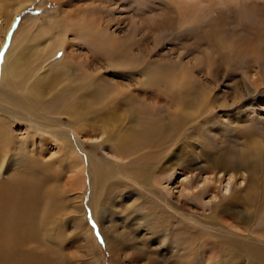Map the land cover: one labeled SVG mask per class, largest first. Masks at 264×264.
<instances>
[{
	"label": "rangeland",
	"instance_id": "rangeland-1",
	"mask_svg": "<svg viewBox=\"0 0 264 264\" xmlns=\"http://www.w3.org/2000/svg\"><path fill=\"white\" fill-rule=\"evenodd\" d=\"M173 1L0 0V62L11 49L20 57L23 70L39 54L48 66L40 74V80L45 75L40 87L47 92L40 88L41 100L31 76L22 88L0 93V264H205L201 247L194 251L193 261L186 255L189 249L177 251L175 231L189 217L193 228H200L206 215L215 216L221 205L229 203L235 219L251 218L253 229L264 236V209L253 221V213L234 201L250 190L246 171L224 167L217 175L222 182L205 180L216 177L205 167L210 158L245 155L258 141L264 144V0H180V6L185 2L186 7L181 14ZM100 16L106 33L127 47L126 65L120 68L90 41L87 25L96 17L102 21ZM72 25H84L80 37L69 30ZM66 28L67 52L58 44ZM156 72L176 74L180 83L167 93L165 84L158 88L150 83V75ZM82 74L94 77L96 84L90 91L73 94L69 108L53 111L35 104L49 103ZM170 74L165 81H173ZM185 85L190 91L183 98L193 104L182 107L172 95L178 96L179 90L182 95ZM99 86H104L105 93L98 88V96L87 95ZM207 90L210 95L204 102L209 108L203 114L207 107L198 106L202 103L198 97L201 100ZM29 91L33 103L18 111L16 101L28 99ZM239 91H245L244 99ZM194 96L197 101L192 100ZM76 102L77 107L70 109ZM36 115L46 118V123L63 124L48 129L52 131L49 138L59 141L46 139L44 147L36 149L24 143L26 135L31 143L29 132L35 124L19 123L14 117L35 119ZM144 122L158 124L167 133L179 128V133L156 150L160 169H154L158 172L152 180L142 182L121 176L141 152L128 158L112 154L123 152ZM68 129L75 132L83 152ZM71 146L77 150L69 155ZM74 154L89 166L84 210L80 198L84 178L78 175L71 184L67 172L66 164ZM34 194L38 197L34 227L24 230L26 219L18 220L20 228L13 224V217L22 214L19 200ZM9 198L14 200L11 205ZM51 205H55L52 214L44 216ZM210 219L206 222L218 225Z\"/></svg>",
	"mask_w": 264,
	"mask_h": 264
},
{
	"label": "bare ground",
	"instance_id": "bare-ground-1",
	"mask_svg": "<svg viewBox=\"0 0 264 264\" xmlns=\"http://www.w3.org/2000/svg\"><path fill=\"white\" fill-rule=\"evenodd\" d=\"M70 1L73 2L75 0H70ZM173 3L175 4V7L178 9L180 14H181V8L183 7L186 8L184 6L185 2L181 4L180 6V0H174ZM166 17L167 16H165L164 18ZM100 18L102 19L101 16ZM160 20L163 21V19H160ZM100 21L101 20L99 19V17H96L93 20V22L87 25L89 27V29L87 28L88 29L87 31L92 34L90 41L94 42L93 44L96 46L97 49L101 51V53H103V56L106 58V60L110 61L111 64L112 62H114V65L116 67H119L120 64H124L126 62L125 59L127 60V55H125V53H127L126 51L127 47L125 46V48H122L123 44L118 43L111 37L110 34L106 33V29L104 30V28H106L103 23L104 20L102 19V21L101 22ZM166 21L169 22L171 20L169 21L166 20ZM162 23H164V21ZM83 27L84 25L80 26L79 28L72 25L69 27L70 29L66 28V30H64L62 34V38L58 41L59 46L64 47L67 52L68 42L63 36H65L69 30H72L75 32L74 34H76L77 37L78 36L80 37V33L84 30ZM168 27L169 26H167V28ZM94 28H97L98 32ZM156 28L157 26L155 27V29ZM159 28H161V25ZM214 41L215 40L213 39V42ZM135 46H136V43L134 42L131 45L132 52ZM99 50L98 52L100 53ZM45 60L46 58L40 57V54H39L37 58L30 63V65L28 66V70L26 71V70H23V68L21 67L20 57L14 56V54H12L11 52V49H9V51L6 52L5 56L0 62V85H1L0 93L5 92L6 89H9L12 87L16 89L22 88L23 84L31 76V83L36 82V84L39 86V89L37 92H39L38 96H40V100H41L42 93H40V88L42 89L44 93H47L42 87H40V83L45 79V75H44L42 79L40 80V74L43 69H46L48 67L47 65H45L47 64V60L46 61ZM71 64L72 63L66 64L65 67L69 68ZM88 74L86 75L82 74V77L78 78V81L75 85L70 84L65 88L63 92L56 93L55 97L49 103L40 101V103L36 102L35 104L37 106L44 105L46 109L48 110L51 109L53 111L57 110L61 106H67L69 108L68 102L70 101L71 96L73 94H76L80 90H83L84 92L90 91L91 87L96 84L94 82L95 78ZM157 74L158 75H155L153 73L150 75L152 76V78L151 77L150 78L153 80V81H150V83L151 84L156 83L153 85H156L158 88H161L159 84H163V85L165 84L166 87L164 91H167V93L171 91V90L169 91V89L175 88V85L177 83H180V82H177L178 80H177V76H175L176 74L172 75L169 72L166 73L165 75L163 74V76H161L160 73H157ZM167 74H170L171 77L174 78L173 81L171 79L172 82L168 79L165 81V77ZM157 77L159 78L164 77V78L159 80ZM186 77H187L186 83H188L189 82L188 76ZM178 78L180 79V77ZM184 79H185V76H184ZM98 88L101 89L102 93H105V91L102 90L104 86H99L93 89L92 92H89L87 95L98 96V93H100V91L98 92ZM182 91H183L182 95H181V91L179 90L176 92L178 96L174 94L172 95V97L176 99L178 102L180 101V105L182 107L187 106L188 104H193L191 100L187 98L185 100L183 98L184 96L186 97L189 95V91H190L189 86L185 85V89H182ZM32 94L33 92L29 91L26 94V97L28 96V99H25L24 97L16 101V108L18 111L21 110L22 108H25L27 105L33 103L32 101L29 100ZM209 95H210V91L207 90L205 91L203 95L200 96L201 100H199V97H198V102H202V103H199L198 105L199 107L206 106V103L204 101L206 100V97L207 99H209ZM83 97L84 96H82L81 98ZM194 97L192 100L197 101V97L196 96ZM240 97L242 99L245 98V91L243 92L239 91V98ZM76 107H77V102L73 103L70 106V109H74ZM208 108L209 107H207L203 111V114L205 111H207ZM140 111L141 110H139V112ZM238 118L240 117H236L235 119L238 120ZM14 119H16V122L18 121L19 123H23L25 121H27L28 123L29 121V123L33 122V124H35L34 126L36 128L32 129L31 132H29V135L32 139L31 143L28 142L29 136L28 135L24 136L25 137L24 143L27 145L33 146L35 149L38 147V145L40 146L42 145L44 147L45 144H43V142L46 139L50 142L59 141V139L55 137L49 138V135H51L52 131L48 129L53 130L56 127H53L52 125L60 126L63 124H60L54 121H52L51 123H46L47 119L42 118V117L40 118V115H36L35 119H32L27 116L25 117L15 116ZM142 126L146 128L144 132L141 128ZM68 130H70L69 134L74 140L75 145L77 146L79 145L81 152H83L82 144L81 143L79 144L76 138L75 132L72 129H68ZM39 131H40L39 137L37 136L38 139H36L35 138L36 132H39ZM178 133H179V128L173 130L172 132L167 133L165 132L164 129L162 130L158 124L149 125V124H146L145 122L141 123L139 130H138V137L137 135H135L129 140H127L126 145L123 147L124 150L120 154H118L117 152L112 154L115 157L119 156L120 158H123V157L128 158L130 155L132 156V155H135L141 152L132 161H130V163L128 164V167L124 168L121 171V176H126L127 178H131V179L142 181V182L152 180L151 179L152 176L156 174V172H158V171L154 172V169L156 168L160 169L159 164L155 162L158 156L155 157L154 153L160 147H163L169 138L173 140L174 137L177 136ZM53 134H57L56 130L54 131ZM80 134H81L80 132H77V135H80ZM169 134H174V135H169ZM37 142H39L40 144ZM263 146H264L263 141L260 140L258 141V143H255L253 147L249 149V153L247 154L245 153V155L240 154L241 156L240 155L235 156L231 154H225L223 155V157L217 155V156H214L212 159L210 158V162H208L207 165H205L207 170L211 169L213 172H216V177L213 179L210 178V176L205 177V180H207L208 182L210 180H213L214 183L222 182V179L220 176H221V173L224 167L230 170H236V172L242 170V172L246 171L248 173L250 190L245 195V197H243V199L240 198L242 200H234V201L241 202L242 204L245 205L246 211L253 213V215L255 216L253 217V221H255L258 218L260 212L264 209V184H262L263 182L262 177H264V155H263L264 149H263ZM258 147H261L260 148L261 152H259ZM58 148H59V151L62 149H67V148H61V147H58ZM68 148L69 150L68 149L67 150L69 151V155L72 149L77 150L75 147H72V146ZM45 149L46 148H44V150ZM143 150H146V151L142 152ZM82 154L84 158H87L86 156H84L85 155L84 153ZM169 156L171 157L170 154L168 155V157ZM174 159H176V157H174ZM151 164H155L156 165L155 168H150ZM66 166H68L67 172H69L72 177V178H69L71 184H73V179L75 177H78V175L79 177L84 178L82 179L81 188H80L81 205H82V210H84V207H85L84 198L87 194L86 192L87 183H88L87 179L89 178L90 180L89 169L87 170L89 166L85 163L84 159L81 160V158L76 154L72 156L71 163L69 165L66 164ZM99 169L97 168L98 171ZM92 171H93L92 174L95 178V173H97L96 167H93ZM218 174L220 175L219 177L217 176ZM9 186L10 188L13 187L12 184H10ZM63 191L65 192V189ZM143 195L148 196L147 193H144ZM75 198L77 201L80 200V198L78 199V197H75ZM13 202L14 200L12 198L8 199L9 205H11ZM37 202H38V197L36 194L20 199L18 210L22 214L13 217V224L21 228V224L18 220L23 216L26 219V223L22 224L23 229L24 230L26 228L32 229L35 223L34 213L37 210ZM221 206L220 207L218 206L219 209L217 208L219 210L218 214H216L215 216L206 215V217L203 218L204 219L203 222L201 223L198 222L201 225L200 228L198 227L193 228L192 217H189L190 219L189 222H182L181 220V222L183 223L182 228L180 227V224H179L178 228L175 231V238H174L177 240L178 247L180 248V250H177V251L181 252L182 250L185 251V249H189L188 253L186 252V255L187 257H190V259H192L193 261L194 251L195 252L196 250L198 251L199 247H201L203 248V250H205L204 255H203L204 257L201 258L204 260L205 264H264V246L262 244L264 243V236H260L258 234L260 230L258 231V230L253 229L254 224H252L251 218L249 217L242 216L241 217L242 220L240 219V217H238V219H235L233 215L236 212L231 203H229V206L225 204ZM170 207L174 208L171 205ZM54 208H55V205L48 206L43 212L44 216L48 217L49 215H51ZM156 213L158 216L161 215L160 212H156ZM207 218H211L210 220L212 219L217 220L218 225H215L214 223H212V221H210L211 223L206 222ZM238 222L242 223V226L238 225ZM202 223L204 224L202 225ZM244 232H247L248 234H245ZM166 238L167 236H165L163 240H166ZM197 243H198V246L196 247ZM207 247H209L208 250H207ZM219 248H221L220 251H219ZM134 264H143V262L136 261V263Z\"/></svg>",
	"mask_w": 264,
	"mask_h": 264
}]
</instances>
